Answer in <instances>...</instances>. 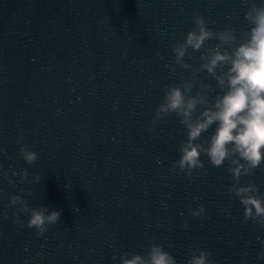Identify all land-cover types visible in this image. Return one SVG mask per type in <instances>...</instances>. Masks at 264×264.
Wrapping results in <instances>:
<instances>
[{
    "label": "water",
    "instance_id": "water-1",
    "mask_svg": "<svg viewBox=\"0 0 264 264\" xmlns=\"http://www.w3.org/2000/svg\"><path fill=\"white\" fill-rule=\"evenodd\" d=\"M247 7L242 0H0V264H121L122 253L145 252L152 238L178 264L190 248L210 251L219 264H264L257 259L264 228L244 222L224 167L202 156L207 171L191 180L170 171L186 139L175 114L147 131L166 86L186 80L194 85L187 95H204L209 103L194 115L227 90L200 70L201 53L218 40L189 47L191 67L174 73L170 45L195 26V14L214 30L235 26L239 37L249 27ZM21 144L38 153L33 165ZM251 179L264 194V166ZM12 194L30 207L62 210L59 221L37 237L13 222ZM201 204L205 216L193 217Z\"/></svg>",
    "mask_w": 264,
    "mask_h": 264
},
{
    "label": "clouds",
    "instance_id": "clouds-1",
    "mask_svg": "<svg viewBox=\"0 0 264 264\" xmlns=\"http://www.w3.org/2000/svg\"><path fill=\"white\" fill-rule=\"evenodd\" d=\"M242 3L248 5L245 20L249 27H241L239 37L235 26L214 30L208 26L203 15L195 14V26L184 35L183 40L177 39L170 45L174 60L168 67L174 73L177 66L191 67L184 59L189 47L193 51H200L208 40H218L219 43L209 48L206 54L201 53L203 62L200 70L206 69L215 76L221 88L227 85V90L217 96L211 107L206 106L199 115H194L198 105H208L209 101L204 95L200 92L195 96L187 95L194 85L186 80L166 86L162 101L154 109V115L147 125V131L151 133L161 120L175 114L186 130V139L179 143V158L171 162L170 171L191 180L194 173L200 175L199 169L207 171L202 156L213 167H224L233 181L227 191L232 194V199H238L243 206L244 222L251 220L264 228V194L251 179L254 171L264 166V0L260 3L242 0ZM237 40L240 42L234 48L223 47L231 46ZM225 67L227 71L223 75L216 74L217 68ZM213 124L216 127L211 135L201 139L202 134ZM20 140H23V135L17 143ZM19 154L29 165L38 159V153L28 144H21ZM157 162L160 163L159 158ZM19 174L21 182L26 181L28 170L22 168ZM242 177L249 179L241 183ZM40 178L39 173L34 174L35 181ZM9 205L15 206L13 222L29 229L34 228L37 237L42 236L49 225L57 223L62 214V210H50L43 204L30 207L20 194L10 195ZM21 213L28 215L26 221L21 220ZM190 214L204 217L205 206L201 204L190 209ZM7 215L5 211V218ZM260 258H264V245L257 256V259ZM120 260L121 264H178L176 257L165 250L162 244L156 243L155 238H152L145 252H124ZM184 264L219 262L206 249L190 248ZM242 264L247 262L243 261Z\"/></svg>",
    "mask_w": 264,
    "mask_h": 264
}]
</instances>
